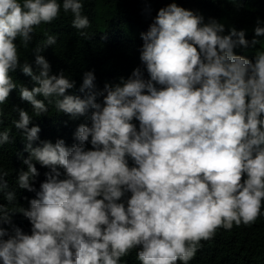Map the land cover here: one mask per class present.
I'll list each match as a JSON object with an SVG mask.
<instances>
[{
  "label": "clouds",
  "instance_id": "1",
  "mask_svg": "<svg viewBox=\"0 0 264 264\" xmlns=\"http://www.w3.org/2000/svg\"><path fill=\"white\" fill-rule=\"evenodd\" d=\"M84 4L0 0V106L18 89L35 117L54 104L58 113L89 121L78 125L70 147L63 139L34 147L41 129L29 127L33 116L15 107L14 127L28 153L16 186L35 198L27 209L10 208L16 194L0 166V199L7 201L0 203V225L15 213L31 224V234L0 227V262L122 264L136 250L140 264H189L218 229L250 226L264 215V48L251 60L234 52L255 48L264 26L258 19L249 41L244 30L225 35L224 24L169 3L140 34L148 78L137 67L98 91L86 71L81 98L67 94L75 81L63 70L52 74L40 54L56 35L32 49L34 66L21 64L16 41L27 48L35 28L57 20L61 9L88 39ZM17 70L31 89L18 87ZM3 116L0 107V127ZM11 142L10 130H0V148ZM35 163L50 169L39 191Z\"/></svg>",
  "mask_w": 264,
  "mask_h": 264
},
{
  "label": "trees",
  "instance_id": "2",
  "mask_svg": "<svg viewBox=\"0 0 264 264\" xmlns=\"http://www.w3.org/2000/svg\"><path fill=\"white\" fill-rule=\"evenodd\" d=\"M173 2L202 15L205 22L215 19L224 24L225 35L230 28L244 30L245 38L251 41L254 38L256 21L259 19L261 26H264V0H85L83 14L91 22V28L85 30L89 33V38L85 39L79 35V31L72 27L71 13L65 14L61 9L57 20L51 24L42 23L35 28L33 39L27 48L20 44L19 38L17 39L21 64L28 62L34 66L32 49L43 43L47 35H56L57 43L47 47L40 54L50 63L52 74L63 70L65 76L75 81V87L68 90L69 95L83 98L84 94L79 92V87L86 71L94 73V83L98 91L103 90L105 83L118 82L119 77L127 79L137 67L141 68L147 79V72L139 59L143 43L140 34L148 30L160 8ZM255 39L260 41L255 48H237L234 50L235 54L253 59L256 50L264 48V36ZM12 77L18 87L21 84L29 89L33 87L30 78L19 70L12 73ZM97 100L101 101L102 97ZM0 107L4 112L0 130H10L12 140L0 148V166L8 172L6 179L9 188L16 194L15 205L9 207L27 209L29 200L35 198V191L29 192L16 186L18 171L26 170L27 166L22 160L27 158L28 153L24 151L25 142L21 133L14 127V121L19 119L15 107L28 111L29 115L33 116L29 127L39 126L41 129L39 140L33 142L34 147L40 141L55 143L57 139H63L70 147L76 143L74 133L78 125L89 121L85 117L72 119L66 114L58 113L54 104L48 105L47 114L35 117L31 105L20 99L18 89L13 90L8 102ZM133 122L138 126L137 121ZM86 148L90 149L91 145L87 144ZM18 153L21 154L19 158ZM129 163L131 165V161ZM35 167L39 176L33 182V187L39 191L40 184L46 180L45 173L50 169L42 167L39 163H35ZM60 171L59 178L63 179V169ZM0 203L7 204V201L0 199ZM13 225L21 228L25 234H31V224L22 214H13L11 224L4 223L0 227L11 233ZM202 245L189 264H264V215L250 226H234L231 230L218 229L215 237L202 241ZM122 264H140L136 250L122 258Z\"/></svg>",
  "mask_w": 264,
  "mask_h": 264
}]
</instances>
